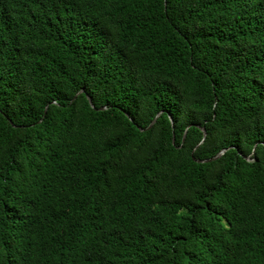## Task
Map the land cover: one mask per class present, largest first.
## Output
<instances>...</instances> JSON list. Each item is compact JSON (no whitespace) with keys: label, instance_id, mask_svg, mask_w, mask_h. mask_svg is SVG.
Returning <instances> with one entry per match:
<instances>
[{"label":"trees","instance_id":"1","mask_svg":"<svg viewBox=\"0 0 264 264\" xmlns=\"http://www.w3.org/2000/svg\"><path fill=\"white\" fill-rule=\"evenodd\" d=\"M0 264H264V0H0Z\"/></svg>","mask_w":264,"mask_h":264},{"label":"water","instance_id":"2","mask_svg":"<svg viewBox=\"0 0 264 264\" xmlns=\"http://www.w3.org/2000/svg\"><path fill=\"white\" fill-rule=\"evenodd\" d=\"M88 98H89L90 103L93 104V103H92V99H91V97L88 96ZM158 117H159V116H158ZM158 117L153 121V123L151 124V126L149 127V129H151V128L155 125V123H156ZM202 131H203V133H204V140H205V138L207 137V130H206V128H202ZM204 140H203V141H204ZM202 143H203V142H202ZM227 151H228V150H223V151H221L217 156H215V157L212 158V159H208V160H197V161H198L199 163H210V162H212V161H216V160L222 158V157L225 155V153H226Z\"/></svg>","mask_w":264,"mask_h":264}]
</instances>
